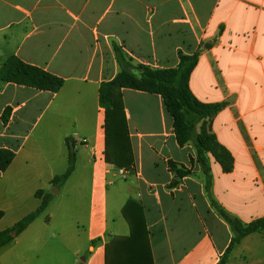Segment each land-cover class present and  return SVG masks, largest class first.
<instances>
[{
	"label": "crops",
	"instance_id": "1",
	"mask_svg": "<svg viewBox=\"0 0 264 264\" xmlns=\"http://www.w3.org/2000/svg\"><path fill=\"white\" fill-rule=\"evenodd\" d=\"M113 44L134 65L160 70L178 68L179 52H201L190 90L201 103L225 104L210 130L234 160L226 173L209 156L211 198L245 224L264 217V0H0V69L17 57L65 81L58 93L0 82V149L16 155L0 172V232L40 206L38 191L52 194L71 137L76 170L47 210L63 209L64 193L74 209L85 197L88 249L83 260L73 252L74 264H105L111 238L131 233L124 209H143L155 264H219L233 233L212 206L195 147L179 146L161 96L123 90L134 170L121 178L106 162L100 87L120 72ZM51 222L38 218L1 248L0 264H32L31 234ZM226 264H264V233L244 239Z\"/></svg>",
	"mask_w": 264,
	"mask_h": 264
},
{
	"label": "trees",
	"instance_id": "2",
	"mask_svg": "<svg viewBox=\"0 0 264 264\" xmlns=\"http://www.w3.org/2000/svg\"><path fill=\"white\" fill-rule=\"evenodd\" d=\"M116 61L120 67L119 74L110 82L100 87V105L105 109L106 162L129 171L134 170V153L128 120L123 99V90L129 89L152 95H159L164 106L173 119V127L179 146L191 144L196 149V161L206 177V189L212 206L218 216L231 228L233 238L219 264H226L230 254L247 237L264 233V217L245 224L231 215L211 198L212 176L209 156L211 155L222 166L224 172L231 173L234 168L232 155L219 144L210 130L211 121L225 108V104H204L196 99L190 90V78L198 65L201 52L193 55L178 53L180 60L176 69L160 70L144 65H134L123 50L113 44ZM0 82L15 84L43 92L58 93L65 81L41 68L28 65L17 57L9 58L0 69ZM11 107H7L2 116L6 125L9 122ZM73 138L66 139L68 151V168L66 172L52 180V185L62 188L76 170L77 151ZM16 155L8 149H0V172L5 173ZM171 169L177 170L175 164ZM190 171L178 169L179 177L188 176ZM40 206L20 220L11 229L0 232V249L10 244L15 237L25 232L48 208L53 195L44 196L38 191ZM131 233L129 236H114L106 244L105 264H155L146 227L143 209H124ZM4 212L0 210V221ZM16 236L13 237L12 233ZM95 241L92 245H95Z\"/></svg>",
	"mask_w": 264,
	"mask_h": 264
},
{
	"label": "rangeland",
	"instance_id": "3",
	"mask_svg": "<svg viewBox=\"0 0 264 264\" xmlns=\"http://www.w3.org/2000/svg\"><path fill=\"white\" fill-rule=\"evenodd\" d=\"M120 171L121 169L118 168V176L127 179V176L121 175ZM72 186L73 183L66 190L71 191ZM83 198L77 202L79 207L74 209L75 199L73 200L72 197H68L67 193H64L59 199L64 202L63 209H49L39 217V222H52L47 229L39 228L36 230L37 233L32 232L31 234L34 241L32 264H74L76 257L73 256V252L77 248L81 251V260L85 258L88 249L86 226L89 209H86V199ZM49 214H53L50 221H48ZM77 222L80 223L78 228Z\"/></svg>",
	"mask_w": 264,
	"mask_h": 264
},
{
	"label": "water",
	"instance_id": "4",
	"mask_svg": "<svg viewBox=\"0 0 264 264\" xmlns=\"http://www.w3.org/2000/svg\"><path fill=\"white\" fill-rule=\"evenodd\" d=\"M52 194H55V195H58L59 194V189L58 188H54L52 191H51ZM12 236L15 237L16 236V233L13 232L12 233Z\"/></svg>",
	"mask_w": 264,
	"mask_h": 264
},
{
	"label": "built area",
	"instance_id": "5",
	"mask_svg": "<svg viewBox=\"0 0 264 264\" xmlns=\"http://www.w3.org/2000/svg\"><path fill=\"white\" fill-rule=\"evenodd\" d=\"M120 174L123 176H128L130 174V171L126 169H121Z\"/></svg>",
	"mask_w": 264,
	"mask_h": 264
}]
</instances>
